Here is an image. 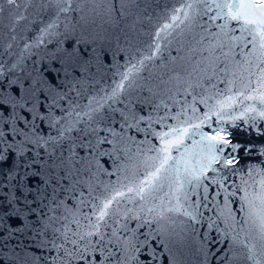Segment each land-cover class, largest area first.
I'll return each instance as SVG.
<instances>
[{
	"label": "snow or ice",
	"instance_id": "obj_1",
	"mask_svg": "<svg viewBox=\"0 0 264 264\" xmlns=\"http://www.w3.org/2000/svg\"><path fill=\"white\" fill-rule=\"evenodd\" d=\"M174 3L0 0V264H264V0Z\"/></svg>",
	"mask_w": 264,
	"mask_h": 264
},
{
	"label": "water",
	"instance_id": "obj_2",
	"mask_svg": "<svg viewBox=\"0 0 264 264\" xmlns=\"http://www.w3.org/2000/svg\"><path fill=\"white\" fill-rule=\"evenodd\" d=\"M149 3H151L152 7L149 9V13L152 17L153 23L150 24L148 20L146 19L143 25L139 26L141 30L144 33H147L150 30H153V25L155 23V17L157 15L162 14L167 9H170L171 7H175L174 0H148ZM159 5V7H157ZM167 6V7H166ZM7 7V6H5ZM0 21H2L4 24L8 23L7 19V11H5L3 16H0ZM47 21V17L45 16L44 19L38 20V23L42 25ZM6 31V30H5ZM35 31L32 33V35H35ZM141 41L147 40V35H142L140 37ZM24 41H21V44ZM30 42V41H28ZM161 46H163V42H161ZM126 60H127V54ZM164 57L167 58L168 52L163 53ZM172 55H175V51L172 50ZM126 62V61H125ZM159 63V61H157ZM151 71L156 72L157 69L154 66H150ZM141 75L147 76L148 72H142ZM224 84H217L218 89L224 88ZM242 98V97H241ZM177 99H179L181 102H183L185 99L190 100V97H184V96H178ZM214 100H210L209 103H214ZM245 103H249V101H245ZM198 109L201 111H207V109L204 107L203 104H197ZM171 123V121H169ZM236 126L234 127L231 122L225 123L223 125L224 128L227 129V132L230 134L229 138L233 141V143H239L243 145L244 147H247L248 145H253V155L246 156L243 148L239 151V159L241 161V164L239 167L245 168L249 163H259L261 161H264V156L260 155L261 151L264 150V120H258L253 127L251 124H245L243 120H237L235 122ZM216 126L215 117H213V127ZM205 131H211L209 128H205ZM106 179H111L106 178ZM235 179V178H233ZM239 183V181H236ZM235 208H239V203L234 206ZM238 218L242 216V213L237 212ZM198 243V240L194 238L192 240V251L190 253L186 254L185 262L184 264H198L197 261V254L195 252V246ZM240 264H247V262L241 261Z\"/></svg>",
	"mask_w": 264,
	"mask_h": 264
}]
</instances>
